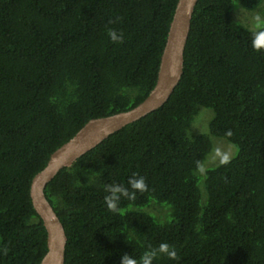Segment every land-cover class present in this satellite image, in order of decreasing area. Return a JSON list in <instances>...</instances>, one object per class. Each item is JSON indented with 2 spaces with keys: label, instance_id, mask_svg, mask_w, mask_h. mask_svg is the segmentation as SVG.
<instances>
[{
  "label": "trees",
  "instance_id": "16d2710c",
  "mask_svg": "<svg viewBox=\"0 0 264 264\" xmlns=\"http://www.w3.org/2000/svg\"><path fill=\"white\" fill-rule=\"evenodd\" d=\"M234 2L249 10L262 0H197L168 100L46 184L67 236L63 264L140 260L164 242L178 259L153 264H264V22H236ZM176 3L0 0V264H39L46 230L32 177L88 120L148 95ZM199 107L213 112L208 131L189 135ZM211 137L237 152L202 174ZM133 174L147 190L109 211L106 186L127 187Z\"/></svg>",
  "mask_w": 264,
  "mask_h": 264
},
{
  "label": "water",
  "instance_id": "95a60500",
  "mask_svg": "<svg viewBox=\"0 0 264 264\" xmlns=\"http://www.w3.org/2000/svg\"><path fill=\"white\" fill-rule=\"evenodd\" d=\"M197 0H177L161 54L156 82L136 106L108 116L88 120L70 139L56 148L46 165L31 179L30 198L46 230L47 250L39 264H63L67 236L44 194L57 172L95 147L110 134L161 107L172 94L183 73V52Z\"/></svg>",
  "mask_w": 264,
  "mask_h": 264
},
{
  "label": "rangeland",
  "instance_id": "374dc122",
  "mask_svg": "<svg viewBox=\"0 0 264 264\" xmlns=\"http://www.w3.org/2000/svg\"><path fill=\"white\" fill-rule=\"evenodd\" d=\"M239 7L240 6L237 4V2H234L231 10L232 18L239 24L248 28L255 29L264 22V20L261 19L263 18L262 16H264H261V10L262 8H264V0H262V3L254 9L247 10ZM212 115L213 112L210 108L199 107L197 114L194 116L193 120L188 126L187 133L189 135L207 133L208 124ZM211 142L212 149L207 154L206 158L199 168L202 174L205 169L213 167L219 162L230 159L237 152L236 147L223 138L211 137ZM197 174L201 177L198 171ZM199 187L203 192L204 190L202 186V180H199Z\"/></svg>",
  "mask_w": 264,
  "mask_h": 264
},
{
  "label": "clouds",
  "instance_id": "9594fccd",
  "mask_svg": "<svg viewBox=\"0 0 264 264\" xmlns=\"http://www.w3.org/2000/svg\"><path fill=\"white\" fill-rule=\"evenodd\" d=\"M108 34L112 41H122V35L118 34L115 30H109ZM127 183V187L121 184L106 186L108 195L104 197V201L109 211H118L119 202L122 197L129 201H135L137 198V192L142 193L148 188L145 178L137 174H133V177L130 178ZM158 254L165 255L168 259L173 261L178 259L176 249L164 242L160 243L156 248H149L140 260H137L129 254H123L120 258V264H153V261Z\"/></svg>",
  "mask_w": 264,
  "mask_h": 264
}]
</instances>
